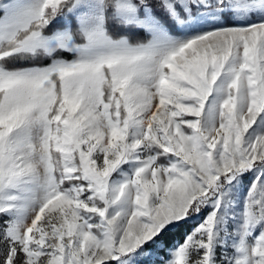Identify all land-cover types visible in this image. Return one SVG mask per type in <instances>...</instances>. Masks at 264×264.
<instances>
[{
    "label": "snow or ice",
    "instance_id": "obj_1",
    "mask_svg": "<svg viewBox=\"0 0 264 264\" xmlns=\"http://www.w3.org/2000/svg\"><path fill=\"white\" fill-rule=\"evenodd\" d=\"M0 264H264V0H0Z\"/></svg>",
    "mask_w": 264,
    "mask_h": 264
}]
</instances>
